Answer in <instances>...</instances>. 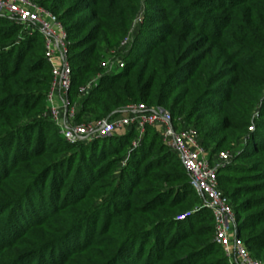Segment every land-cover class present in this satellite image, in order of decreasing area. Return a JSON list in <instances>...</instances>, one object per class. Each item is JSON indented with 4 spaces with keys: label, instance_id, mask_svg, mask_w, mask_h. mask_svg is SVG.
I'll return each instance as SVG.
<instances>
[{
    "label": "trees",
    "instance_id": "obj_1",
    "mask_svg": "<svg viewBox=\"0 0 264 264\" xmlns=\"http://www.w3.org/2000/svg\"><path fill=\"white\" fill-rule=\"evenodd\" d=\"M35 1L57 16L66 29L71 69L69 97L73 105H80L75 119L78 124H83L86 116L96 123L120 114L128 105L144 104L171 112L176 126L182 120L195 128L208 153L230 148L228 131L236 130L246 136L245 143L251 142L252 148L249 155L233 153L231 165L250 157L258 159L243 164L247 175L238 179L220 172L219 186L233 206L240 239L264 264V253L256 247V238L242 228V215L256 209L251 206L254 199L245 196L264 192V134L249 131L254 121L249 116L251 110L241 121L233 115L232 92L222 86L225 79H230L234 87L254 81L263 88L264 76L254 75L259 69L249 58L234 56V45L227 48L229 55L222 50L227 58L222 60L217 54L224 46V32L216 31L215 18L209 15L214 0H152L155 6L150 9L145 0L144 12L143 0ZM256 3L264 9V0ZM140 13L144 17L142 27L146 24L148 30L142 34V23L138 24L134 33L136 43L127 54L119 55L117 51L122 50V43ZM0 23L7 25V34L0 36L2 41L6 40L3 48L9 47L0 53V264H120L132 258L134 250L140 254L137 259L142 260L147 248L151 251L147 262L153 260V264H188L197 256L200 257L195 264H228L224 251L214 242L215 223L209 209L197 211L199 228L178 219L181 212L195 207L198 192L177 154L167 147L155 126H147L145 132L157 130L163 146L158 152L150 150L154 157L151 169L164 171L148 176L147 168L143 172L141 166L135 168V174L129 173L127 177L128 181L132 178V188L122 192L124 199L117 202L114 211L119 217L120 231H109L106 242L100 243L102 236L94 238L95 232L89 229L79 241L87 223L93 222L94 227L98 223L99 208L94 207L98 198H116L124 186L111 190L114 184L108 176L110 166L95 172L91 170L93 160H85L88 168L85 161L74 167L78 155L75 149L96 144L98 149L112 140L124 150L140 135L133 127L114 137L76 145L66 142L60 134L57 137L53 122L43 116L53 80L43 36L35 30L21 36L24 26L3 19ZM105 49L116 50L123 69L106 73L102 67ZM98 76L99 82L85 96L81 95L80 89ZM177 93L185 95L180 104L174 100ZM207 107L213 108L214 113L208 112ZM214 114L220 119L214 120ZM37 115L40 119H33ZM142 151L148 152L145 146L134 148L131 159ZM169 157L176 160L173 165L179 174H171L169 164L158 163ZM152 177L157 185L167 182L177 186L172 192L157 186L148 194L158 193L156 198L136 200L145 196L142 189L147 187L148 191ZM252 179L259 182L247 186ZM232 182L242 191L234 190ZM178 194L184 195L180 198ZM171 195L174 201H169ZM67 210L73 214L69 223L58 220ZM256 215L250 213L247 218ZM144 217L149 221L144 222ZM133 219L138 220L136 225ZM179 227L190 229L182 234Z\"/></svg>",
    "mask_w": 264,
    "mask_h": 264
},
{
    "label": "rangeland",
    "instance_id": "obj_2",
    "mask_svg": "<svg viewBox=\"0 0 264 264\" xmlns=\"http://www.w3.org/2000/svg\"><path fill=\"white\" fill-rule=\"evenodd\" d=\"M42 1V0H40ZM147 1V3H146ZM143 0L142 1V12H144V2L146 3L145 5L147 6V9H150L151 7L155 6V2L152 0ZM259 0H257L258 2ZM211 13L209 15L211 18H215V29L217 32H224L223 33V41L222 43L224 46L220 48L221 52L218 50L217 54H220L222 56V60L224 58H227L226 54L222 53V50H225L226 53L229 55L227 48L230 46H236L234 51V56L236 54H240L243 57L249 58L252 63L259 69V71L254 74L255 76H264V9H261L262 5L257 4L256 0H214L212 2L211 6ZM206 10V9H205ZM143 14L140 13L138 17L141 16L143 18L141 27L144 22V17L142 16ZM137 17V18H138ZM0 19L7 20L6 18L0 17ZM2 21V20H1ZM135 22V21H134ZM134 26V23L132 25V28ZM5 27L7 28V25L0 23V36L6 35L7 31H5ZM148 30V27L146 24L142 27V34H144ZM24 31V33H23ZM23 34V36L26 34H30L31 31L29 28L24 27L23 30H21L20 34ZM21 34V36H22ZM22 37H20L21 39ZM19 39V41H20ZM141 37L137 40L139 42ZM136 41L132 38L131 45L128 47L130 49L132 45H134ZM3 44H6V40L2 41L0 38V53L8 51L9 47H4ZM127 49V50H128ZM12 50V49H11ZM137 50V48H135ZM116 50H108L105 49L103 51L104 57H105V62L109 61H115L117 59V55L115 54ZM136 52V51H135ZM117 53L120 55L122 51L118 50ZM204 73V72H202ZM253 75L254 79L256 77ZM41 80V78H40ZM223 82V80L221 81ZM224 85V90H228L232 92L230 95L231 100H232V108H230L233 112V115L236 116L238 120H242V116H245V114L248 113V110H251L250 117L252 121L251 128H249V131L252 133H256L261 135L264 134V116L263 111H264V87L260 88V85L258 83H255L254 81L249 82V83H243L239 86H231L230 85V79H225ZM223 84V83H221ZM226 85H229L227 87ZM260 92L262 96H260ZM257 94H259V97H257ZM223 96V93L221 94ZM185 97V95H181L180 93H177V96L175 97V102L176 104H180L181 100ZM218 99H220L218 97ZM214 99V100H218ZM262 104V105H261ZM47 105V103H46ZM226 106V105H225ZM229 106V105H228ZM46 111L44 113V118L46 117L47 121L50 120L53 122L52 118L49 115V107L48 105L46 106ZM208 112L214 113V109L211 107H207ZM263 110V111H262ZM168 112V110H165ZM171 113V112H170ZM236 114V115H235ZM41 115V114H38ZM36 116L33 117L35 120H39L41 116ZM177 119V116H174ZM90 117L86 116L84 123H94L92 121H88ZM184 118V117H182ZM30 119V120H33ZM220 116L214 114V120H219ZM178 124L184 123L182 120H178ZM54 124V122H53ZM192 125V124H191ZM55 127H52V130L56 133V136L59 137V130L54 124ZM57 128L58 131H55ZM43 130H47L44 128ZM36 133V131H35ZM123 132H119L118 134H121ZM117 135V134H116ZM61 136V135H60ZM226 138L231 139V145L229 149L225 148H220L217 153H211L209 152L210 156L212 158H215L218 153L221 152H229L232 156L233 153L236 155L240 156H248L250 151H251V142L246 145L245 139L246 136H241V132H238L236 130L228 131L226 133ZM114 137V136H113ZM120 144V143H119ZM97 146V144H96ZM95 146V147H96ZM142 146H145L148 150L147 153L142 151L141 153L139 152L138 155L131 159V151L135 148H142ZM163 142L160 138V135L158 134L157 130H150L144 132L142 136L137 137L132 143H129L124 150H121L119 145H116L115 142L112 140L110 142H106L104 145L100 146L98 149H95V147H89L88 149H81L77 148L78 151L75 149V152H78L76 162L74 164V167L80 166V164L85 160H93V166L91 170L97 171L100 168H103L105 166H110V173L109 177H111V182L114 184L111 190H117L120 186H124V191L121 189L119 195L117 197L110 199L109 197H102L98 198L97 202L95 203L94 207L99 208V210L96 212L97 214H100L98 220V223L94 227L93 222L87 223L83 229L80 232V239L79 241L82 242L84 238V234L86 231L90 229V231L95 232L94 238L96 235L98 237L102 236L101 239H98L99 242H106L107 233L109 231H114L113 234H116L117 232L120 231V223H119V217L117 216V213H114L115 210H117V202H122L124 199V195H122V192H126L127 190L132 188V178H130V181L127 180L128 174H135L137 167L141 166L140 172H143L144 168H147L145 171L148 176H157L160 172L164 171L161 169H151L152 161L154 159L153 156L150 155V150H154V152H158L159 149H162ZM121 150V151H120ZM130 151V152H129ZM165 152L167 153V149H165ZM165 155V154H164ZM83 156V160L81 158ZM163 156V155H162ZM162 156L160 158H162ZM258 158H252L250 157L249 159H243L242 161L238 162H233L232 165H227L221 169L222 175L225 177H230V178H240L245 175H247V170L243 168V164L245 165L246 162H249L252 160H256ZM176 160L171 159H163L162 162L158 163H164V164H169L167 168L170 167V172L171 174H179V171L175 168L173 164L175 163ZM86 164L88 168V163ZM240 164V165H239ZM97 167V169H94ZM264 170V167H262ZM241 172V173H239ZM264 173V171H262ZM252 175V174H251ZM249 175V176H251ZM150 181V187L147 191V187L142 189V194H145L144 197H141V199L137 198L136 200L140 202H146L147 200H153L156 198L158 193L156 195H148L150 192L155 190V187L159 186V190H164L167 189V191L172 192V188L177 185H174V183H160L157 185V183H154L156 180L155 177H152L149 179ZM128 181V182H127ZM143 182H147L146 180H143ZM259 181L257 180H251L250 183L247 186H253L257 184ZM124 184V185H123ZM234 184L233 189L237 190L238 192L242 191L240 189V186L236 185L235 182H232ZM223 183H221V187H223ZM174 190V189H173ZM151 194V193H150ZM197 197L195 199L196 205L194 208L190 209L189 211H183L178 215V219L184 220L182 223L188 225L190 227L194 228H199L201 223L196 222V219L198 217L197 211H199L201 208H207L205 202L199 195V193H196ZM182 195H179L180 198ZM169 197L166 199H161L159 203L163 202L164 200H168ZM175 197L173 195L170 196L169 201H174ZM179 198V200H180ZM245 199H254V201L251 203V206L253 208L252 211L249 213H244L242 216V223L243 227L245 229V233L248 234L251 238H256L257 244L256 247L259 249H262V253H264V192L260 193H254L250 195H246ZM258 199V200H257ZM256 206V207H255ZM208 209V208H207ZM107 213H109L107 215ZM254 214L257 213L255 217H248L249 214ZM96 214V215H97ZM73 214L67 210L66 212L62 213L61 216L57 217L58 220H63L66 221V223H69L71 220ZM236 217V216H235ZM144 222L149 221L148 217H144L142 220ZM237 220V217H236ZM245 220V221H244ZM89 221V220H88ZM143 222V223H144ZM132 223L136 225L138 223L137 219H133ZM238 223V222H237ZM190 227L186 228H181L179 227L178 231H183L182 234H185V232H188ZM243 229V230H244ZM175 230V227H173L172 231ZM110 235V234H109ZM112 235V234H111ZM173 235V234H172ZM139 246V243H138ZM151 252L149 251V248L146 249V253L144 254V257L142 260L137 259L138 257L140 258V254L137 253V250H134V253L132 255V258L130 259H124L125 261L120 264H153L154 261L147 262V254ZM254 259H256V254H251ZM199 257L197 256L194 258L193 261H191L188 264H195L196 262L199 261ZM257 260V259H256ZM121 262V261H119Z\"/></svg>",
    "mask_w": 264,
    "mask_h": 264
},
{
    "label": "built area",
    "instance_id": "obj_3",
    "mask_svg": "<svg viewBox=\"0 0 264 264\" xmlns=\"http://www.w3.org/2000/svg\"><path fill=\"white\" fill-rule=\"evenodd\" d=\"M0 17L42 34L45 58L53 75L47 95L49 115L66 142L71 145L91 143L113 137L133 127L142 136L147 126L157 127L164 143L177 154L192 187L212 212L215 223L214 242L224 251L228 264H263L252 257L240 239L233 206L219 186L221 169L230 165L232 161L229 152H221L212 158L204 148L195 128L181 122L176 126L169 112L160 107H149L144 104L128 105L120 114L96 123L78 124L75 119L80 105H73L69 97L71 88L69 42L62 22L35 0H0ZM142 21L141 16L136 18L130 35L122 43L120 55L128 53L135 29ZM102 67L106 73H110L116 69H123L124 63L117 59L116 62H104ZM100 78L101 76H98L82 87L81 95L85 96Z\"/></svg>",
    "mask_w": 264,
    "mask_h": 264
}]
</instances>
